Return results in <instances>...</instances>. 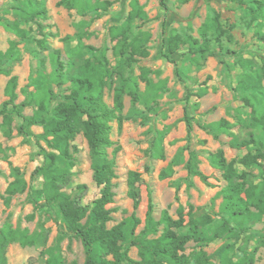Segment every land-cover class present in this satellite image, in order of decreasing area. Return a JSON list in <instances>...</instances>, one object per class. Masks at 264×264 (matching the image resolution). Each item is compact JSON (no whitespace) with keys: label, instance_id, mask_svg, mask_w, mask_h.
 <instances>
[{"label":"trees","instance_id":"trees-1","mask_svg":"<svg viewBox=\"0 0 264 264\" xmlns=\"http://www.w3.org/2000/svg\"><path fill=\"white\" fill-rule=\"evenodd\" d=\"M13 1L11 12L14 19L0 18V25L18 39L10 40L7 49L0 50V75L8 77L4 87V96L7 99L0 106V129L3 137L10 138L12 123L16 118L21 119L17 127L19 135L30 136V127L39 126L42 133L37 138L45 143V147H39L38 156L42 158V162L32 172V176L42 179V187L33 190L27 185L20 170L13 167L10 170L13 180L6 187L4 204L8 206L13 196L27 190L29 201L39 209L42 204L46 208L54 209L66 229L65 235L81 242L85 254L84 264H254L257 260V249H264V236L253 240L252 250L243 246L235 252V245L242 237H248L252 226L260 223L264 217V180L255 183L248 172L251 167L260 168L261 162H264V142L261 136L251 134L248 140L239 141L231 132V125L225 120L200 125L215 138L219 134L227 133L231 137L229 145L232 148L249 147L250 144L255 147L254 153L248 152L236 161L228 162L221 150L210 156L212 167L221 172L226 183L218 192L222 202L217 221L207 213L196 215L192 206H188L186 212L183 206H179L176 218L171 217L167 210H162L159 219H155L154 204L151 193L148 192L144 225L138 233L136 229L141 222L135 216L107 228V223L112 219V212L107 206L113 202L111 181L115 177L114 160L109 159L106 152L114 145L110 139L111 124L115 122L120 130L125 96L130 97L132 103L139 102L148 108L150 101L158 96L159 89L148 78V69L139 67L140 74L134 75V65L139 59L149 55L146 47L148 34L134 24L136 19L144 18V12L137 1L132 0L131 10L123 23L109 29V36L115 42L112 52L117 59L115 65L111 66L105 52L98 54L97 49L82 43V38L86 35L81 31L75 35L76 47L66 53L68 61L61 60V51L49 46L44 26L38 22L47 19L45 2ZM187 1L180 0L181 3ZM232 1H236L244 14L248 15L247 26L254 24L257 40L264 42V0ZM57 6L68 10L76 9L81 15L91 12L96 19L101 11L112 6V1L96 0L92 3L90 0H60ZM198 35L183 36L171 30L163 39L165 59L176 65L172 55L185 49L188 55H193H187V60L199 66L201 60L215 55L212 48L222 47L223 38L228 42L232 40V36L223 27L219 14L213 11L207 15ZM72 39L66 36L63 41ZM20 43L33 44L36 48L30 50L33 54L48 51L51 71L45 72L44 60L41 59V70L35 77H29L28 83L20 90L24 99L17 104L18 79L11 75V69L21 60L18 48ZM231 54L236 57L243 70L237 89L260 94L264 82V60L257 67L241 53ZM75 61L78 62L77 66L73 65ZM175 73L180 77L182 68L176 66ZM140 82L145 83V92L141 91ZM66 83L69 84L65 89L68 93L58 100L53 86L62 87ZM106 88H113L112 106L104 102ZM206 93V87H200L194 96L201 98ZM27 107H34L31 115L23 114ZM184 122L190 132L192 124L187 114ZM252 126L264 131V115L253 121ZM166 133L155 131L150 149L153 158H164L163 138ZM79 134L86 140L90 152L92 180L100 188V194L91 208L82 206L64 191L73 176L74 154L77 152L73 142ZM118 149L116 147L114 151ZM197 164L196 154L190 152L186 163L188 176L198 177L208 185L207 177L198 170ZM238 166L241 168H237ZM172 174L173 170L169 165L158 177L163 180ZM130 177L135 179L137 174L131 172ZM79 189L83 190L84 186H79ZM128 196L133 201V207L137 209V189L131 186ZM47 232L43 224L32 234L4 225L0 229V264H6L5 252L8 245L18 243L21 247L44 246ZM217 240L225 242L209 255L203 247ZM191 242L194 246L186 253L187 245ZM132 247L137 249L139 261L129 257ZM40 254H48L46 264H66L59 252L53 248Z\"/></svg>","mask_w":264,"mask_h":264},{"label":"rangeland","instance_id":"rangeland-1","mask_svg":"<svg viewBox=\"0 0 264 264\" xmlns=\"http://www.w3.org/2000/svg\"><path fill=\"white\" fill-rule=\"evenodd\" d=\"M43 1L47 9V19L38 22L44 26L49 46L61 51V60L68 61L66 53L76 47L75 35L81 31L86 35L82 38V43L97 49L98 54L105 52L110 65H115L117 59L112 52L115 42L109 36V29L123 23L131 10L132 0H111L112 6L101 11L96 19L91 12L81 15L76 9L68 10L63 6H57L60 0ZM90 1L94 3L96 0ZM136 1L144 12V18L136 19L134 24L148 34L146 47L149 55L147 58L139 59L134 65V75L140 74L139 67L148 69L150 72L148 78L159 90L158 96L150 101L149 108L139 102L132 103L131 98L125 96L120 130L115 122L111 124L110 139L114 145L106 152L108 158L114 160L115 177L111 181L113 202L107 206L112 212V219L107 223V228L135 216L141 222L136 229L138 233L144 225L148 192L151 193L154 204L155 219H159L162 210H167L171 217L176 218L179 206H183L185 212L188 206H192L196 215L207 213L217 221L222 202L218 192L226 183L221 172L212 167L210 156L221 150L228 162L236 161L248 152L254 153L255 147L250 144L249 147L232 148L229 145L231 137L227 133L219 134L215 138L200 125L225 120L231 125V132L239 141L248 140L253 134L261 136L264 142V131L252 126L253 121L264 115V82L260 94L255 95L250 91L237 89L243 70L236 57L231 54L239 52L243 57L251 59L255 66L260 67L264 60V42L255 37L254 24L247 26L249 17L236 1L188 0L186 3H181L180 0ZM13 4V0H0V18L14 19L11 12ZM211 11L219 14L223 27L232 36L231 42L223 38L222 47L212 48L215 55L201 60L199 66L187 60L193 55H188L185 49L172 55L176 65L168 62L164 57V37L171 30L183 36L198 37L199 28ZM66 36L73 39L63 41ZM10 40L18 39L0 25V50H6ZM18 48L21 60L11 69V75L18 79L17 104L24 99L20 90L28 83L29 77H35L41 70V59L44 60L45 72L51 71L48 51L33 54L30 50L36 48L30 43H20ZM77 64L75 61L73 65ZM176 66L182 68L180 77L175 73ZM7 80L8 77L0 75V106L7 99L4 96ZM68 86V83L62 87L53 86L58 100L68 93L65 91ZM200 87H206L207 93L197 98L194 95ZM140 89L145 92V83L140 82ZM104 102L112 106L113 88L105 89ZM33 110L34 107H27L23 114L31 115ZM185 114L191 118L190 132L184 122ZM20 123L21 119H14L10 138L3 137L0 129V229L8 225L11 229H20L32 234L38 231L40 224H43L48 232L44 246L21 247L18 243L8 245L5 252L6 264H46L48 254L41 256L40 253L48 248L58 251L66 264L73 262L84 264L85 254L81 242L65 235L66 229L54 209L46 208L43 204L39 209L29 201L27 190L13 196L8 206L4 204L6 187L13 180L11 168H18L27 185L33 190L40 189L43 183L41 178L32 176L35 167L42 162L38 151L39 147H45V143L37 138L42 133V128L31 126L29 129L31 135L23 136L17 132ZM156 130L167 132L163 138L164 158L161 160L153 158L150 154ZM73 144L77 148L74 154L75 166L73 176L64 191L71 198L78 200L82 206L91 208L93 201L100 194V188L92 180L90 152L82 134L76 136ZM116 147H119L118 151H114ZM190 152L196 154L198 170L207 177L208 185L198 177L188 176L186 163ZM261 164L260 168L248 169L250 179L255 183L264 180V162ZM169 165L173 170L172 176L159 179V173ZM131 172L137 174L135 179L130 177ZM79 186H84V189L80 190ZM131 186L137 189L139 195L137 209L133 207V201L128 196ZM260 236H264V217L260 223L252 226L248 237H242L236 243L235 252L237 248L243 246L252 250L253 240ZM224 242L217 240L203 249L211 255ZM193 246L192 242L189 243L186 253H189ZM128 255L132 260L139 261L136 248H130ZM256 258L254 264H264L263 248L257 249Z\"/></svg>","mask_w":264,"mask_h":264}]
</instances>
